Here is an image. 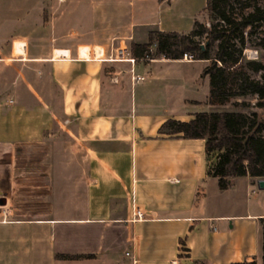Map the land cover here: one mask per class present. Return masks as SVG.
<instances>
[{"label":"crops","instance_id":"obj_1","mask_svg":"<svg viewBox=\"0 0 264 264\" xmlns=\"http://www.w3.org/2000/svg\"><path fill=\"white\" fill-rule=\"evenodd\" d=\"M164 3L0 0V264H262L258 178L220 189L203 139L158 134L209 112L207 61L113 58L177 31ZM52 137L72 154L34 172Z\"/></svg>","mask_w":264,"mask_h":264},{"label":"trees","instance_id":"obj_2","mask_svg":"<svg viewBox=\"0 0 264 264\" xmlns=\"http://www.w3.org/2000/svg\"><path fill=\"white\" fill-rule=\"evenodd\" d=\"M205 9L207 21L194 20L190 32L153 29L146 42H131L128 48L134 58L183 59L187 54L206 60L202 76L209 80L208 103L247 109L198 112L188 121L168 118L158 128L160 135L203 139L207 173L217 178L220 189H227L235 177L264 178V6L256 0H206ZM247 48L257 49L260 56L248 58ZM260 222L264 264V218ZM230 264L257 262L253 258Z\"/></svg>","mask_w":264,"mask_h":264},{"label":"rangeland","instance_id":"obj_3","mask_svg":"<svg viewBox=\"0 0 264 264\" xmlns=\"http://www.w3.org/2000/svg\"><path fill=\"white\" fill-rule=\"evenodd\" d=\"M257 3L264 6V0H256ZM53 5V4H52ZM167 4L164 3L160 5L158 10V17L161 18L162 25L167 29H173L177 30L181 33H188L190 32L192 28V24L194 20H199L202 22L207 21V14H206V0H172V3L170 7L167 8ZM57 9V3L54 4V10ZM52 10V9H51ZM48 14V13H47ZM149 20V21H148ZM147 21L148 24L145 23H138L135 26L132 27V29L135 30V39L136 40H144L145 38L142 37L145 26L149 25L152 20V18H149ZM131 41L129 42V44ZM128 44V45H129ZM154 54V52H151ZM246 56L248 58H257L260 56L259 52L255 48H247L245 52ZM194 65L190 66H198L201 65L200 63H203V60H198ZM246 100H250L251 103L254 102V99L246 98ZM211 109L209 111H233V110H244L247 111V109H242L239 106H234L232 103H228L225 105H218V106H209ZM177 107L176 109H178ZM255 109V108H254ZM261 114L264 116V110H260ZM59 145V141L55 139L54 137L50 138L48 141V145L45 146H38L33 148L34 156H43V161L41 159L39 160V163H35L33 166L34 172H40L41 168H46V158L49 156V165H50V171L51 169L57 168V164L59 161L60 156H66L71 153L70 147H64ZM62 166V165H60ZM36 176L37 174H34V179L36 182ZM45 185V184H44ZM46 186V185H45ZM41 191V189L39 190ZM36 194V193H35Z\"/></svg>","mask_w":264,"mask_h":264},{"label":"built area","instance_id":"obj_4","mask_svg":"<svg viewBox=\"0 0 264 264\" xmlns=\"http://www.w3.org/2000/svg\"><path fill=\"white\" fill-rule=\"evenodd\" d=\"M246 52V50H245ZM131 53H130V50L129 48L126 46V45H122V46H119L115 49L114 51V55H113V58L116 59V60H131ZM184 59H192L190 55H187V54H184ZM253 58V57H252ZM143 80V76H136L135 77V81L136 82H139ZM135 214L136 215H141V212L139 209H136L135 210Z\"/></svg>","mask_w":264,"mask_h":264},{"label":"water","instance_id":"obj_5","mask_svg":"<svg viewBox=\"0 0 264 264\" xmlns=\"http://www.w3.org/2000/svg\"><path fill=\"white\" fill-rule=\"evenodd\" d=\"M256 187L259 189V190H264V178H258L256 180Z\"/></svg>","mask_w":264,"mask_h":264},{"label":"bare ground","instance_id":"obj_6","mask_svg":"<svg viewBox=\"0 0 264 264\" xmlns=\"http://www.w3.org/2000/svg\"><path fill=\"white\" fill-rule=\"evenodd\" d=\"M96 54H98V53H96Z\"/></svg>","mask_w":264,"mask_h":264}]
</instances>
